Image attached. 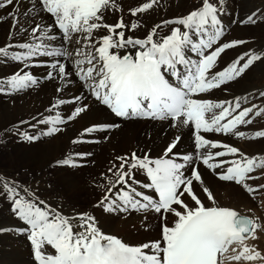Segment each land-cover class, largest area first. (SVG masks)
Wrapping results in <instances>:
<instances>
[{
  "label": "snow or ice",
  "instance_id": "6c2138e0",
  "mask_svg": "<svg viewBox=\"0 0 264 264\" xmlns=\"http://www.w3.org/2000/svg\"><path fill=\"white\" fill-rule=\"evenodd\" d=\"M13 3L14 0H0V8ZM37 3L42 12L54 18L55 25L63 33L65 43L72 42L73 34H85L84 40L89 43L76 49V55L82 57L75 61L76 74L85 81L92 96L107 106L116 117L171 119L173 126L194 125L197 151L195 160L211 169L220 181L234 182L250 194L264 188V185L254 188L246 183L247 180L259 178L251 174L257 169H264V158L249 157L234 146L209 141L199 134L201 131H214L245 138V133L239 131L238 126L250 125L256 117L264 116V107L257 108L253 105L242 108V98L239 97L234 104L229 101L213 103L207 99L192 98L242 77L254 62L264 60V53L245 52L222 70L213 71L218 59L227 49L246 43L243 40L220 43L224 32L218 18L221 9L216 6L217 0H200L199 6L186 16L165 20L163 25L177 24L182 28L173 27L169 35L159 39L154 37L157 29L162 27L160 24L153 27L143 39L126 37L123 30L116 31L135 30L139 27L137 23L128 25L119 20L115 24H107L105 14L118 10L115 0H37ZM158 3L159 0H147L130 10L131 15L144 13ZM9 15L13 18L12 28L15 29L19 19L12 13ZM253 16L255 13L240 23L254 24L256 21ZM102 28L106 29V34L97 37L95 43H92L94 31ZM21 30L28 31L23 28ZM50 31L51 29L45 31L44 26L37 23L31 28L30 34L41 41L55 39L48 35ZM76 44L81 45L82 41L77 39ZM129 46L137 49L134 56L114 51ZM12 47L15 46L0 47V56H10L13 61L25 63L36 55H72L63 47L50 49L43 43L20 44L18 47L22 51L9 53V48ZM187 49L196 54L198 60L189 59L186 56ZM178 66H182L183 70ZM52 68L58 69L61 79L68 75L63 63H54ZM166 73L175 77L179 85L173 86L166 78ZM48 78H53L52 72L48 73ZM36 83L37 80L32 75L27 72L21 75L18 71L7 80H0V90L7 85L12 91H18ZM260 96L264 97V91L260 92ZM63 103V100L57 101V105L53 107ZM86 110L87 105L77 107L67 119H75ZM63 122L59 113L40 121L52 125L43 134L59 132L60 129L55 125ZM95 130L96 127H90L84 132L91 133ZM21 137L29 142L38 139L24 133ZM247 138H264V130L255 131ZM175 147L176 142L167 146L164 157H169ZM211 149L224 150L213 152ZM229 155L237 158L223 159ZM164 157L151 160L147 156L141 158L136 153H132L130 157H116L119 164L114 163L109 168L116 179L109 180L105 195L97 205L106 212H126L129 208L137 211L151 209L161 214L164 220H167L168 214L175 217L171 226L167 223L162 225L159 240L137 246L129 245L118 237L105 235L96 227L94 218L87 214H79L81 230L78 231L72 223L77 217H65L43 201L39 202L43 205L40 207L34 199L26 198L16 191V187L10 186L7 180H0V184L12 199L13 212L28 226V239L37 264H223L222 257L233 243L240 245V251L232 249L237 254L230 259L252 261L264 258L255 249L244 245L249 237L255 238L259 225L253 219L240 215L235 209L217 203L195 166L193 157H183L186 163L193 162L190 176L182 171L186 166L184 163H176L172 158ZM57 163L75 166L70 159ZM133 170L146 172L150 183L143 187L154 190L158 199L137 191L129 183L134 181ZM134 182L139 184V181ZM196 183L202 186V191L212 206L205 205L195 192ZM117 185L122 187L114 193L116 199H112L109 193ZM185 195L191 198L194 206L186 203L183 199ZM48 246L54 252L47 251Z\"/></svg>",
  "mask_w": 264,
  "mask_h": 264
},
{
  "label": "bare ground",
  "instance_id": "6f19581e",
  "mask_svg": "<svg viewBox=\"0 0 264 264\" xmlns=\"http://www.w3.org/2000/svg\"><path fill=\"white\" fill-rule=\"evenodd\" d=\"M172 2L173 12L163 17L160 21H156L153 26L155 27L158 24L162 25L161 28L157 29V35L154 39L169 35L170 29L173 27L182 28V26L177 24L163 25L165 20H175L186 16L200 4V2L194 4L191 10L185 12V9L191 8L188 5L189 0H172ZM115 4L118 10L110 11L111 19L106 22L107 24L117 23V13L119 11L127 12L132 9L135 0H115ZM216 6L221 9L218 13V18L221 20V26L224 32L220 43L233 40H243L246 43L227 49L218 59L216 68L213 69V71L222 70L245 52L264 53V1L217 0ZM6 7V9L0 8V47H7L8 45L15 46L9 48V53H12L22 51L18 47L20 44L43 43L44 45L51 46L53 49L56 47H63L72 53V55L70 57L56 59L57 63H63L65 65L66 72L68 73L63 79H61L58 69H42V67L39 66L43 62L49 63L53 61L51 59H43L36 55L25 62L27 64V67H25V63H14L10 56H0V80H7L18 71L21 75H23L24 72L32 75L33 73L38 74L43 70L38 78L34 76L37 83L31 87L12 91L7 85H4L3 90H0V158L2 157L4 164L8 161L12 166L14 161L24 162L22 168L29 173L25 178L44 176L47 174L61 179L62 175L73 178L75 175L71 173L81 172V169L88 167L92 168V170L99 169L110 162H112V164H118L119 161L116 160V157H130L131 153H145L151 160L160 159L164 157V151L167 146L176 142V147L173 149V152L169 154V157L176 163H184L186 165L185 168L182 169L185 175L190 176L193 167L192 161L186 163L183 160V157L188 155L193 157L195 166L202 174L204 183L213 192L215 200L220 206L233 208L240 215L247 216L254 220V216L252 217V201L247 199V191L245 188L240 185L233 186L229 183L217 181L211 169L203 167L199 160H195L197 152L194 150L193 141L195 140L194 136L196 133L191 131L190 125L173 126V121L164 120L158 122H153L151 120H115L109 117L105 109L89 98L86 94V88L88 86L85 81L83 83L79 81L75 65L76 59L82 58L76 55V49L89 43V41L84 40L85 34H73L72 42L65 43L63 37H57L56 32L53 30L52 22L54 18L52 19L42 12L37 1L14 0L13 5H8ZM238 7H241L242 10L239 11ZM30 9L31 11H29ZM10 13L14 14L19 19V24L15 29L12 28L13 18L9 15ZM253 13H255L253 19L256 21L254 24L240 23L241 21L247 20ZM37 23L43 25L45 31L51 29L48 35L55 37V39H43L42 41L34 39L30 34V30ZM22 28L28 31H22ZM152 28H150V30ZM121 30L125 31V29H117L116 31L118 32ZM150 30H148V32ZM104 34H106V29L103 28L94 31L92 43H95L96 38ZM126 37L129 36L126 35ZM77 39L82 41L81 45L76 44ZM193 39H196V37L193 36ZM84 50L88 51L87 48ZM134 50L137 49L130 46L114 51L123 55L124 53H130ZM186 56L193 60H198L199 58L196 54L192 53L190 49L186 50ZM36 64L38 65L36 66ZM178 68L183 70L182 66H178ZM49 72H52L53 78L46 79ZM57 89H59V91ZM262 91H264V60L254 62L242 77L229 81L228 84L212 89L207 93H201L195 97L197 99H207L213 103L229 101L233 104L236 102V98L239 97L242 98L240 100L242 108L252 107L253 105L259 108L264 107V97L260 96V92ZM77 97L80 99L77 100ZM60 100L65 101V103L53 107L57 105V101ZM83 105H87V110L85 112L81 113L75 119H67L75 108ZM49 109H51V111H49ZM57 113L60 114V117L64 121L63 123L55 125L60 131L51 135H44L43 133L47 132L52 125L40 123V121L50 116L54 117ZM104 124H115L118 125V127L101 132H84L86 128H97ZM238 130L245 133V138H238L214 131L206 134L201 133L200 135L212 142L234 146L249 157L256 156L264 158V138H247L252 136L255 131L264 130V123H262L261 118L256 117L252 124L246 125L245 127L244 125H239ZM22 133L36 136L38 139L33 142L26 141L18 136ZM82 135L86 136V138ZM177 138L179 139L177 140ZM89 139H94L95 142L93 144H86L84 141ZM73 141L77 142L73 143ZM220 150L224 149H211L213 152ZM236 158L237 157L229 155L223 159L231 160ZM66 159H70L75 166L57 163L58 161ZM112 164L109 166L111 167ZM1 168H3V165L0 164V169ZM139 172L144 174L143 170H139ZM263 172L262 169L255 171L251 175L258 176L259 178L247 180L246 183L254 188L264 184V176L262 177ZM1 178L3 177L0 176V180ZM115 179L116 177L114 180ZM134 181H139V184H136ZM134 181L129 183H132L137 191H142L145 195L152 197L151 190L143 187L144 184L148 183L144 175L143 178L139 175L137 179L134 178ZM64 182L66 185L72 186V181L70 179ZM11 185L16 187V191L21 195L26 198L34 199L40 207H43L42 204H39L40 201H43L42 198L34 196L33 193L29 191L25 192L20 182L11 181ZM121 187V185H117V187L112 190V193H109L112 199H116L114 193ZM238 187L244 189L245 193ZM259 191L260 189L256 192ZM195 192L205 205L212 206L211 202L203 193L202 186L199 183L195 184ZM29 193H31V197H29ZM254 193H252V195ZM248 195H250V193ZM183 199L190 206H194V202L187 195H185ZM7 201V199L4 201L0 200V229H4V231H0V264H37L32 244L28 239V226L18 219L13 209L10 210L11 205L9 204L10 202ZM43 202L47 204L45 201ZM99 202L82 211L63 210L50 206L49 204L47 205L50 206L51 209L60 212L65 217H77V219H73L72 223L75 226L78 225L76 227L78 231L81 230L79 229V223L81 222L78 219L79 214H87L94 218L96 227L102 233L111 236L118 234V237L129 245L135 246L138 242L145 244L159 239L161 233L157 232L158 230L153 234L148 232L149 235L144 237L138 236L137 233L134 234L135 229L145 233L148 227L146 220L151 219L157 222L155 218L159 213L156 214V212L151 209L146 211H132L128 209L126 212H106L103 207L97 206ZM153 215H156V217ZM173 219L175 218L169 219V221ZM172 224L170 223L169 226ZM151 226L152 225H150V227ZM21 229L24 231H21ZM255 235L263 239L262 235L257 233ZM249 238L251 239V237ZM249 240L246 241L247 246L251 244ZM47 251L54 252L50 246L47 247ZM233 262L232 264H237L236 261ZM246 263L243 262L242 264Z\"/></svg>",
  "mask_w": 264,
  "mask_h": 264
},
{
  "label": "rangeland",
  "instance_id": "374dc122",
  "mask_svg": "<svg viewBox=\"0 0 264 264\" xmlns=\"http://www.w3.org/2000/svg\"><path fill=\"white\" fill-rule=\"evenodd\" d=\"M253 1L263 2L264 0H252V2ZM144 2H147V0H135L134 7L132 9L137 8L138 6L142 5V3ZM173 2L172 0H159V3L154 5L152 9L144 13H138L135 16L131 15L130 10L132 9H130L127 12L119 11L117 13L118 21L123 20L124 23L128 25H131L132 23H137L139 27H137L135 30L125 29V34L134 39H143L148 34V30H150V28H152L155 25L156 21H160L163 17L168 16L170 15V13L173 12L172 10ZM199 2L200 0H189L188 5L191 8H187L184 11L188 12L189 10L193 8L194 4H197ZM6 8L7 7L3 9H6ZM238 9L239 11L242 10L241 7H238ZM110 19H111V12L108 11L105 14V20L106 22H108ZM13 62L16 64L20 63V62L17 63V61H13ZM42 72L43 70L40 71V73L38 74L33 73L32 76L33 77L36 76L38 78L39 75L42 74ZM260 118H261L262 123H264V116H261ZM117 123L119 125L118 121ZM18 136L21 137V134ZM83 137L86 138V136H83ZM136 154L137 156L141 158L146 156L145 153L143 154L136 153ZM0 159H1L0 164L3 165V168L0 169V176L3 177L1 178V180L9 181L10 186H12L11 181H15V182L18 181L23 185L24 190L27 189L29 192L33 193L34 196L42 198V200L45 201L50 206H53L58 209H63V210H79V211L81 210L82 211V210L88 209L89 207H91V205H94V204L96 205L97 202H99L104 196V193L106 192V189L109 186V180H114L115 178L113 173L109 172V167H110L109 165H111L112 162L105 164L99 169L92 170V168L88 167L85 169H81V172L71 173L75 175V177L73 178H68L66 175H62L61 176L62 179H61L59 177H52L51 174L50 175L47 174L44 176H35V177L25 178L26 175H28L29 173L27 172V170H23L24 168H22L24 162L14 161V163L11 166V163L9 164L8 161L5 162L4 164L2 157ZM133 173L136 179L138 178L139 175L142 176V172H139V170H133ZM262 175L264 176V172ZM68 179L72 181V186H68L65 184L64 181ZM238 188L245 193L244 189H242L241 187H238ZM262 190L260 189L261 193L260 191L254 193L257 195H254V194L248 195L246 193V197L248 200L252 201V217L254 216V220L256 224L259 225V227L255 231V234L257 233L263 236V239L262 238L260 239L258 235L254 234L256 238L251 240L250 247L258 251L261 257H264V188H262ZM5 199L8 200L7 202H10L9 203L11 205L10 210H12L13 209L12 199H10L9 194L6 191H4L2 184H0V200L4 201ZM154 217H156V215ZM172 218H175V217L173 215L168 214L167 220H165L164 223H167V224L174 223L175 219L169 221V219H172ZM161 220H162L161 215L159 216L157 215V217L155 218V221L157 222H154L151 219L150 220L147 219L146 224L148 227L146 228V232L144 233L141 230L135 229L134 234L137 233L138 236L144 237L146 235H149L148 232L153 234L154 232L158 230L157 232L161 233V227L163 223L161 224L159 223L164 221V220L163 221ZM150 225L152 226L150 227ZM77 226L78 225H76V227ZM114 236L118 237V234H114ZM160 237H161V234L159 236V239ZM141 244H142L141 242H138L136 245L135 244L133 245L137 246ZM230 255H233V254L231 253L225 256V258L223 259V264H229L231 262ZM253 261H256V262H253ZM243 262L246 263L247 261L242 259V263ZM257 262L264 264L263 263L264 258H257L256 260L248 261L247 263L251 264V263H257ZM237 264H241V260L237 261Z\"/></svg>",
  "mask_w": 264,
  "mask_h": 264
}]
</instances>
